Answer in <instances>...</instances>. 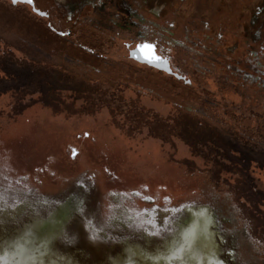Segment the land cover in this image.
<instances>
[{
	"label": "rangeland",
	"instance_id": "rangeland-1",
	"mask_svg": "<svg viewBox=\"0 0 264 264\" xmlns=\"http://www.w3.org/2000/svg\"><path fill=\"white\" fill-rule=\"evenodd\" d=\"M36 1L0 0V244L58 217L55 251L113 264L207 208L224 264H264V0Z\"/></svg>",
	"mask_w": 264,
	"mask_h": 264
},
{
	"label": "bare ground",
	"instance_id": "bare-ground-1",
	"mask_svg": "<svg viewBox=\"0 0 264 264\" xmlns=\"http://www.w3.org/2000/svg\"><path fill=\"white\" fill-rule=\"evenodd\" d=\"M214 224L209 209L193 211L186 225L156 252L129 246L124 259H117L113 264H224L218 255L219 247L212 231ZM61 226L58 217L45 224L27 226L23 233L0 244V256L7 257L8 264H80L55 251L54 241ZM174 254L180 259L170 261L169 257Z\"/></svg>",
	"mask_w": 264,
	"mask_h": 264
},
{
	"label": "water",
	"instance_id": "water-1",
	"mask_svg": "<svg viewBox=\"0 0 264 264\" xmlns=\"http://www.w3.org/2000/svg\"><path fill=\"white\" fill-rule=\"evenodd\" d=\"M11 1L14 6H17L18 4H24L28 5L32 8L33 12L41 17H47V13L39 10L36 7L35 0H8ZM54 30V29H53ZM142 45H152L154 47H142ZM156 56H160L161 60L156 61ZM130 58L135 60L136 62L140 64L147 65L150 68H154L160 72L166 73L167 75L175 77L179 81H184L186 84H191L190 80H187L185 76L180 75L179 73L175 72L171 62L168 58L162 56L158 52V48L153 43H140L135 48L130 50ZM148 61H155L154 63H149Z\"/></svg>",
	"mask_w": 264,
	"mask_h": 264
},
{
	"label": "flooded vegetation",
	"instance_id": "flooded-vegetation-1",
	"mask_svg": "<svg viewBox=\"0 0 264 264\" xmlns=\"http://www.w3.org/2000/svg\"><path fill=\"white\" fill-rule=\"evenodd\" d=\"M99 1H100V5L98 7V12L100 14H102V15L107 12L106 10H107V6L108 5H112V6H114L116 8L118 17H121V19L124 22L128 21V19L131 18V17H134V16L138 17V15H139L137 12H134L133 9L129 7V4H128L129 0H99ZM36 2L37 1L35 0V3ZM58 2H60V1H58ZM45 13H47V15H48L45 18L49 19L51 17V14L49 12H45ZM126 24H127V22H126ZM51 28L56 30L52 26H51ZM58 33L61 34V35H64L62 32L58 31ZM138 44H140V43H138ZM127 47L130 48L129 49V53H130L131 44L130 43L127 44Z\"/></svg>",
	"mask_w": 264,
	"mask_h": 264
},
{
	"label": "snow or ice",
	"instance_id": "snow-or-ice-1",
	"mask_svg": "<svg viewBox=\"0 0 264 264\" xmlns=\"http://www.w3.org/2000/svg\"><path fill=\"white\" fill-rule=\"evenodd\" d=\"M13 2H15V0H13ZM142 47H154L152 45H142ZM156 61H160L161 57L160 56H156L155 58ZM149 63H154L155 61H148ZM0 207H3V198L2 196H0ZM156 235H159V232L155 233ZM176 259H180V257L178 255H172L171 257H169V260H176ZM0 264H8V260L7 257L5 256H0Z\"/></svg>",
	"mask_w": 264,
	"mask_h": 264
},
{
	"label": "crops",
	"instance_id": "crops-1",
	"mask_svg": "<svg viewBox=\"0 0 264 264\" xmlns=\"http://www.w3.org/2000/svg\"><path fill=\"white\" fill-rule=\"evenodd\" d=\"M255 2H256V0H255ZM261 3V2H260Z\"/></svg>",
	"mask_w": 264,
	"mask_h": 264
}]
</instances>
